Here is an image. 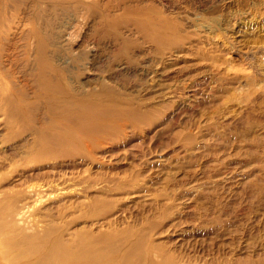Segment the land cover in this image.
Listing matches in <instances>:
<instances>
[{"label": "rangeland", "instance_id": "374dc122", "mask_svg": "<svg viewBox=\"0 0 264 264\" xmlns=\"http://www.w3.org/2000/svg\"><path fill=\"white\" fill-rule=\"evenodd\" d=\"M99 3L115 13L125 6H133L129 7L132 11L137 5L152 6L178 25L183 21L196 25L190 40L198 46L182 42L171 49L184 59L179 63L185 78L176 76L165 83L168 88L174 83L188 85L196 77V92H189L188 86L181 91L195 92L193 96L172 101L170 95L177 93L173 89L153 90L146 83L149 79L130 70L116 72L111 80L105 77L111 89L107 92L116 94L112 89H117L132 98L129 106L138 119L132 121L119 111L111 129H103L109 119L95 117V129L85 135L78 132V138L85 140V181L72 172L77 157L56 153L39 161L33 171L49 170L47 176L39 179L32 172L24 177V184L50 179L54 185L60 176L76 177L49 188L47 198L34 206L33 215L67 220L66 228L71 230L110 231L109 220L112 227L144 230L145 251L155 261L160 256L151 249L152 241L177 255L180 264H246L247 258H264V0ZM69 10L56 8L47 16L55 40L73 32L68 23L74 10ZM84 20L85 26L77 24L74 29L84 40L82 48L101 39L91 22ZM206 27L208 40L196 33ZM213 33L218 35L210 37ZM137 36L131 37L139 53L150 44ZM211 41L217 45L208 46ZM147 50V55L156 58L160 48L150 45ZM68 55L77 57L79 63L74 81H82L85 91L95 89L101 77L96 64L86 62V51L70 50ZM81 57L85 59L79 62ZM138 59L130 62V68L137 66ZM22 80L27 81L25 76ZM151 158L161 162L152 166ZM146 159L148 163H143ZM0 172L2 179L9 176L0 188L19 187L14 182L20 174L2 167ZM87 176L92 178L87 180ZM21 187L26 190L27 186ZM95 194L102 198L97 207L90 205ZM84 196L85 205L79 201ZM61 197L69 200L63 203Z\"/></svg>", "mask_w": 264, "mask_h": 264}, {"label": "bare ground", "instance_id": "6f19581e", "mask_svg": "<svg viewBox=\"0 0 264 264\" xmlns=\"http://www.w3.org/2000/svg\"><path fill=\"white\" fill-rule=\"evenodd\" d=\"M101 6L99 0H0V169L20 174L14 182L18 188L11 191L0 188V264H180L177 255L163 250L154 241L150 247L160 257L157 261L148 257L144 230H134L131 226L112 227L110 220L111 227L107 229L110 231L71 230L66 228L67 220L58 222L50 216L38 218L32 212L36 204L47 198L48 189L54 185L68 184L78 174L82 175L81 181H85V140L78 138V132L85 135L95 129V117L110 120L103 125L107 130L113 127L112 120L117 118L119 111L132 121L138 119L137 112L129 106L132 98L124 97L117 89H112L116 94L107 92L109 84L104 81L105 77L111 80L116 72L130 70L149 79L146 83L153 90L173 89L177 93L170 95L174 97L172 101L196 92L197 84H193L199 79L196 77L188 85L182 82L181 85L171 84V88L165 86L167 80L176 76L185 78L179 63L184 59L177 50L171 49L182 42L188 43V47L198 46L190 40L191 33L198 28L196 25L188 21L178 25L158 14L152 6L144 9L137 5L134 11L129 8L133 6H125L121 13ZM56 8L74 10L72 21L68 23L72 29L77 24L85 26L86 18L93 30L101 34L99 42L95 40L82 48L84 40L74 29V33L55 40L47 16ZM198 32L205 34L206 40L210 39L208 27ZM82 34L88 36L86 30ZM132 35L159 47V55L156 58L147 55L150 45L138 53ZM217 35L213 33L210 37ZM211 45L217 43L208 42V46ZM70 50L86 51V62L96 64L101 79L92 91H85L82 81H74L79 63L77 57L68 55ZM138 56L137 66L130 68V62ZM83 59L85 57L79 62ZM24 76L27 81L22 80ZM186 87L189 92H195L183 93L181 90ZM62 144L65 149L61 148ZM56 153L77 157L75 170H72L76 175L60 176L54 185L50 179L24 184V177L32 172L31 176L39 179L47 176L49 170L39 172L33 168L44 161L45 156ZM148 160L152 166L161 162L160 159ZM148 160L142 162L148 163ZM8 177L0 178V182L5 184ZM91 178L87 176V180ZM21 185L27 186L26 190ZM61 200L64 203L69 199L61 197ZM79 201L85 205V196ZM101 202V196L95 194L90 205L97 207ZM115 252L118 254L112 255ZM81 258L93 261L81 263ZM245 261L246 264H264V258Z\"/></svg>", "mask_w": 264, "mask_h": 264}]
</instances>
